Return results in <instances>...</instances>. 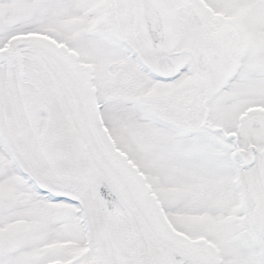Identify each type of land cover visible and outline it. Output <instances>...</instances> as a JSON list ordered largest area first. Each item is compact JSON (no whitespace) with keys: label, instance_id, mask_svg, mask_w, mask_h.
<instances>
[{"label":"snow or ice","instance_id":"6c2138e0","mask_svg":"<svg viewBox=\"0 0 264 264\" xmlns=\"http://www.w3.org/2000/svg\"><path fill=\"white\" fill-rule=\"evenodd\" d=\"M0 264H264V0H0Z\"/></svg>","mask_w":264,"mask_h":264}]
</instances>
